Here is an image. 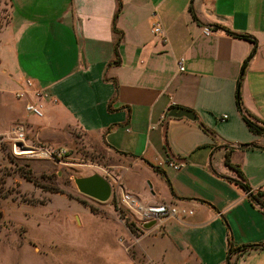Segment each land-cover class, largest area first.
<instances>
[{
    "label": "crops",
    "instance_id": "obj_1",
    "mask_svg": "<svg viewBox=\"0 0 264 264\" xmlns=\"http://www.w3.org/2000/svg\"><path fill=\"white\" fill-rule=\"evenodd\" d=\"M121 2L117 45V0H7L1 71L15 81L14 96L27 92L18 100H35L27 80L49 96L44 120L13 122L57 130L74 124L132 159L119 188L192 211L136 234L125 227V264H226L229 238L234 248L264 246V212L231 180L239 169L251 191H264V134L252 133L236 107L254 44L225 31L256 42L240 94L244 113L264 124V0ZM174 107L197 120L169 116ZM233 261L264 264V248Z\"/></svg>",
    "mask_w": 264,
    "mask_h": 264
},
{
    "label": "rangeland",
    "instance_id": "obj_2",
    "mask_svg": "<svg viewBox=\"0 0 264 264\" xmlns=\"http://www.w3.org/2000/svg\"><path fill=\"white\" fill-rule=\"evenodd\" d=\"M8 19L7 0H0V27ZM1 70L0 264H125L128 241L122 233L135 217L115 198L118 178L132 159L74 124L57 130L13 122L15 117L40 122L44 116L25 110L24 99L13 94L15 81ZM16 123L26 128L20 146L10 134ZM94 173L112 186L106 202L80 193L74 182Z\"/></svg>",
    "mask_w": 264,
    "mask_h": 264
},
{
    "label": "built area",
    "instance_id": "obj_3",
    "mask_svg": "<svg viewBox=\"0 0 264 264\" xmlns=\"http://www.w3.org/2000/svg\"><path fill=\"white\" fill-rule=\"evenodd\" d=\"M153 32L161 33L162 28L159 25H155ZM203 32L205 35H210L212 33V29L204 27ZM183 62V59H180L178 62L179 71L184 70ZM26 86L29 89H33L32 95L35 100L26 102L25 110L35 117H43L45 109L44 100L48 99L49 96L45 92L33 88L31 80H27ZM26 93L27 92H16L15 96L17 98H22L26 95ZM225 118L226 116H223V119ZM11 133L15 135V140L17 141L18 146H20L18 143L25 142L26 128L23 123L14 124L10 131V134ZM177 167V165H174V168ZM115 199L118 206L135 217V222L133 223L135 227L139 229L144 228V225L150 222L158 224L166 217H180L192 214L191 210L179 208L169 203H146L138 195L126 192L122 190V188L117 192Z\"/></svg>",
    "mask_w": 264,
    "mask_h": 264
},
{
    "label": "trees",
    "instance_id": "obj_4",
    "mask_svg": "<svg viewBox=\"0 0 264 264\" xmlns=\"http://www.w3.org/2000/svg\"><path fill=\"white\" fill-rule=\"evenodd\" d=\"M122 10V2L121 0H117V9H116V12H115V15H114V19H113V30L114 32L118 35V40H117V45H119V41H120V38H121V35H122V32L120 30H118L116 28V19L119 15V13L121 12ZM190 13L193 17V19L195 21H198L197 20V17L194 13V10L192 7H190ZM227 33L231 34V35H235L236 37H239V38H243V39H250L253 44H254V47H253V50L250 52V54L248 55V57L244 60L242 66H241V76L239 78V81H238V85H237V89H236V107H237V110L240 112L241 116H242V119L243 121L245 122V124L247 125L248 129L256 134V135H262L264 134V124L262 123H258L254 120H252L251 118H249L245 113H244V110H243V105H242V99H241V94H240V81L242 79V76H243V73H244V70L246 69V66L248 64V61L253 57V55L255 54V49H256V42L253 38H251V36L249 35H245V34H234L233 32L229 31V30H225ZM115 55H116V58L114 59V64H118L119 63V60H118V51L116 49L115 51ZM239 147L241 149H244L246 147H257L256 145L254 144H241L239 145ZM261 149H264V146L261 147ZM226 163L228 165H231L229 163V159L228 157H226ZM237 169V168H236ZM156 170L162 174L165 175V173L160 170L159 168H156ZM237 173H238V177L239 179H231L232 181H234L236 184L240 185L246 192H248L249 194V199L250 201L255 205L257 206L262 212H264V191H251L250 187L248 186V184L244 181L243 179V174L242 172L237 169L236 170ZM120 217H122L120 215ZM126 222L128 223V220H126ZM128 228L129 230L133 233V234H136L137 231L139 229H137V227H135L134 223H128ZM134 225V226H133ZM228 252H227V261H226V264H234V261H233V256L239 252H242V251H245V250H248V249H261V248H264L263 245H260V244H256V245H247V246H241V247H237V248H234L233 247V243L231 241V238H229V242H228Z\"/></svg>",
    "mask_w": 264,
    "mask_h": 264
},
{
    "label": "water",
    "instance_id": "obj_5",
    "mask_svg": "<svg viewBox=\"0 0 264 264\" xmlns=\"http://www.w3.org/2000/svg\"><path fill=\"white\" fill-rule=\"evenodd\" d=\"M172 117H186L190 120H197L196 114L192 110L174 107L169 113ZM74 182L80 193L93 198L100 202H106L112 194V186L110 182L100 174L94 173L90 176L74 178ZM155 223L150 222L144 225V228H149Z\"/></svg>",
    "mask_w": 264,
    "mask_h": 264
}]
</instances>
